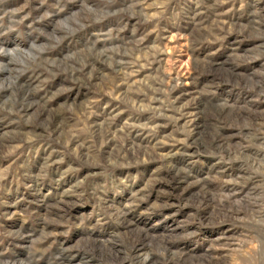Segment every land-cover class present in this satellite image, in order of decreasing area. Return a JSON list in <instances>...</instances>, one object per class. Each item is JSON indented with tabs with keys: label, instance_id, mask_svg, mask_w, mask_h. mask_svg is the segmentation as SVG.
Masks as SVG:
<instances>
[{
	"label": "clouds",
	"instance_id": "1",
	"mask_svg": "<svg viewBox=\"0 0 264 264\" xmlns=\"http://www.w3.org/2000/svg\"><path fill=\"white\" fill-rule=\"evenodd\" d=\"M0 264H264V0H0Z\"/></svg>",
	"mask_w": 264,
	"mask_h": 264
},
{
	"label": "rangeland",
	"instance_id": "2",
	"mask_svg": "<svg viewBox=\"0 0 264 264\" xmlns=\"http://www.w3.org/2000/svg\"><path fill=\"white\" fill-rule=\"evenodd\" d=\"M170 64V69H172L173 71L178 67L179 71L182 73H190V64H186V63H180L179 61H169Z\"/></svg>",
	"mask_w": 264,
	"mask_h": 264
}]
</instances>
